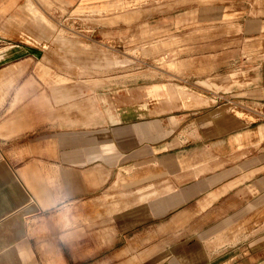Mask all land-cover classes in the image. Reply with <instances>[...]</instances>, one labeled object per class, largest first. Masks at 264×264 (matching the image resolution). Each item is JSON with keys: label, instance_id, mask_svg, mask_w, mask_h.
<instances>
[{"label": "crops", "instance_id": "obj_1", "mask_svg": "<svg viewBox=\"0 0 264 264\" xmlns=\"http://www.w3.org/2000/svg\"><path fill=\"white\" fill-rule=\"evenodd\" d=\"M28 1L0 0V264L76 256L60 247V227L88 221L93 207L102 214L109 184L127 171L149 193L142 223L182 242L166 264H264V0H179L187 52L179 77L169 75L179 88L157 91L158 101L134 90L139 100L94 124L87 112L66 114L59 88L24 68ZM159 1L154 27L176 31L168 0ZM64 234L75 239V228Z\"/></svg>", "mask_w": 264, "mask_h": 264}, {"label": "rangeland", "instance_id": "obj_2", "mask_svg": "<svg viewBox=\"0 0 264 264\" xmlns=\"http://www.w3.org/2000/svg\"><path fill=\"white\" fill-rule=\"evenodd\" d=\"M88 2L98 4L76 10L53 0L28 1L29 31L20 34L29 44L24 68L28 72L43 71L45 88H59L61 110L65 107L66 114L74 113L77 119L87 112L86 117L94 124L103 117L115 119L122 106L139 98L133 97L134 90H144L145 100L153 95L151 100L158 101L162 97L154 96L155 93L179 88L180 82L169 77H179L176 73L184 66L180 59L187 52L179 38V0H168L167 9L175 14L173 23L177 26L176 31L166 33L154 27L161 18L154 19L152 15L163 9L159 0L150 9L147 0ZM30 8L39 11V15ZM31 27L37 32L30 31ZM157 82L162 84L152 85ZM138 180L127 171L124 178L109 184L102 198L107 209L102 214L93 207L87 222L77 219L74 225L60 227V247L65 250L69 245L76 254L62 257L64 264H122L133 259L135 264H144L156 258L161 259L159 264H166L177 254L182 242L163 240L166 230L142 223L146 216L140 211L145 209L149 193L142 184L137 191ZM83 212L82 209L80 213ZM101 218H106V222L100 224ZM74 228L75 239H63L64 232ZM78 229L82 230L76 233ZM84 237L89 244L86 246L96 251H84ZM119 251L121 255L115 257ZM168 252L171 253L163 258ZM53 258L44 257V264H51Z\"/></svg>", "mask_w": 264, "mask_h": 264}]
</instances>
